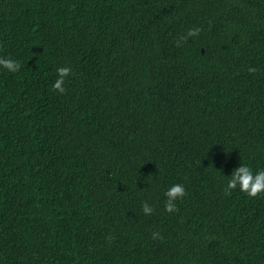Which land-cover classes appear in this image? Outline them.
I'll list each match as a JSON object with an SVG mask.
<instances>
[{"label": "trees", "instance_id": "16d2710c", "mask_svg": "<svg viewBox=\"0 0 264 264\" xmlns=\"http://www.w3.org/2000/svg\"><path fill=\"white\" fill-rule=\"evenodd\" d=\"M0 58V264H264V0H0Z\"/></svg>", "mask_w": 264, "mask_h": 264}, {"label": "clouds", "instance_id": "9594fccd", "mask_svg": "<svg viewBox=\"0 0 264 264\" xmlns=\"http://www.w3.org/2000/svg\"><path fill=\"white\" fill-rule=\"evenodd\" d=\"M199 29H190L185 36L180 37V42L186 41L189 37H194L199 34ZM0 67L7 69L9 72H16L19 70L20 65L17 61L10 58H0ZM57 78L52 84V88L60 94L66 91L65 78L70 74V68L58 67ZM228 189H238L241 192L247 193L251 197L264 192V170L253 171L251 167L246 164H240L235 170L232 171L227 181ZM165 195L167 201L165 202V211L172 213L176 211L175 201L185 196V187L183 184L176 183L171 185ZM142 211L145 215L153 212V208L148 204L142 205ZM158 235L154 233V236Z\"/></svg>", "mask_w": 264, "mask_h": 264}]
</instances>
